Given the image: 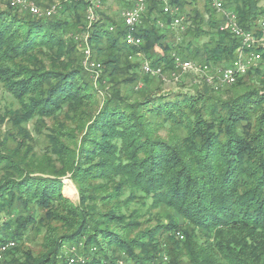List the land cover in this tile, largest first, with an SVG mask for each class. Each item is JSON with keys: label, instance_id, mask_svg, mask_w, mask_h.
I'll list each match as a JSON object with an SVG mask.
<instances>
[{"label": "trees", "instance_id": "trees-1", "mask_svg": "<svg viewBox=\"0 0 264 264\" xmlns=\"http://www.w3.org/2000/svg\"><path fill=\"white\" fill-rule=\"evenodd\" d=\"M32 1L56 11L35 17L0 0L11 98L0 102V245L16 244L0 264H264V63L218 89L203 78L164 88L176 57L234 62L242 40L221 30L224 14L168 0L184 17L177 30L162 0H146L130 29L114 10L134 0H100L91 24L85 0ZM225 10L264 57V0ZM129 33L142 43L127 44ZM146 61L161 74H145ZM67 176L78 202L64 195Z\"/></svg>", "mask_w": 264, "mask_h": 264}, {"label": "built area", "instance_id": "built-area-1", "mask_svg": "<svg viewBox=\"0 0 264 264\" xmlns=\"http://www.w3.org/2000/svg\"><path fill=\"white\" fill-rule=\"evenodd\" d=\"M88 3L87 18L89 24L98 18L97 10L101 7L100 0H85ZM164 2L163 10L165 13H170L175 16L172 23L173 28H180L184 17L181 16L178 7H172L168 0H162ZM210 5L220 13L225 16V22L221 26V30H230L237 37L242 40V46L237 51V58L228 66L211 68L209 66H200L190 60H182L179 57L175 59V71L172 73V77L178 79L181 75L187 73H196L201 76L208 84L212 85L215 89H218L224 85H231L237 82L241 77H244L248 72L254 67L263 65L264 57L263 55L255 50L254 46L257 44L258 40L255 39L252 34L243 31L238 23L237 17L233 12H228L225 10L226 0H208ZM11 7L20 8L25 12H29L35 17H48L51 16L56 11V6L50 8H43L38 6L32 0H10ZM147 9L146 0H134V5L122 12V17L125 25L130 29H133L136 25L140 24L143 15ZM264 31V23L262 24ZM112 29V28H111ZM264 38L261 39V41ZM126 42L129 45H140L142 39L135 37L132 33L126 36ZM85 55L84 65L95 73V79H97L101 72V64L92 60L91 50L86 44L83 48ZM264 68V66H263ZM143 72L149 75H160L161 69H154L147 61L142 65ZM168 81V78H164ZM180 239H183L181 233H177ZM15 242L11 241L0 245V260L3 259L4 254L15 247Z\"/></svg>", "mask_w": 264, "mask_h": 264}, {"label": "rangeland", "instance_id": "rangeland-1", "mask_svg": "<svg viewBox=\"0 0 264 264\" xmlns=\"http://www.w3.org/2000/svg\"><path fill=\"white\" fill-rule=\"evenodd\" d=\"M55 2H58V0H55ZM199 6L202 8L201 2L199 4ZM113 7V6H112ZM120 12V9L117 8L116 10H114V12ZM178 30V28H177ZM176 34H178L179 32L176 31ZM159 51V49H157ZM191 82V83H190ZM192 82L194 86H198L202 83V79L201 76L196 74V73H187V74H183L181 75L178 79H175L174 77H169V80L167 82V85L164 87L165 91H176L179 88H181L180 86L184 85L186 83L187 86H189V83L191 84V89H193L192 86ZM11 101V98L6 95L5 93H3V89L0 86V102L2 103V105L8 104ZM30 128H32V123H29L28 125ZM64 183H65V187H64V195L66 197H68L71 201L73 202H78L79 200V196H78V190L76 188V185L72 182V180L67 176L64 178ZM178 222L179 224L183 223V218L177 216ZM38 242V241H37ZM36 241H33L32 243L29 242V244L35 248L36 246Z\"/></svg>", "mask_w": 264, "mask_h": 264}]
</instances>
